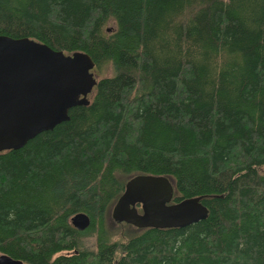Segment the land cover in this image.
Returning a JSON list of instances; mask_svg holds the SVG:
<instances>
[{"label": "trees", "instance_id": "obj_1", "mask_svg": "<svg viewBox=\"0 0 264 264\" xmlns=\"http://www.w3.org/2000/svg\"><path fill=\"white\" fill-rule=\"evenodd\" d=\"M0 35L81 51L110 71L66 121L0 151V253L25 264H264V0H0ZM137 174L168 177L171 201L198 196L206 217L113 239L110 210ZM78 212L82 231L70 223ZM90 235L94 247H82Z\"/></svg>", "mask_w": 264, "mask_h": 264}, {"label": "water", "instance_id": "obj_2", "mask_svg": "<svg viewBox=\"0 0 264 264\" xmlns=\"http://www.w3.org/2000/svg\"><path fill=\"white\" fill-rule=\"evenodd\" d=\"M92 68L84 52L66 54L30 38L0 35V151L22 147L66 121L70 108L87 105L96 84ZM172 192L166 176L134 175L125 182L110 218L135 228H180L206 217L200 197L172 202ZM70 223L82 231L89 218L78 212ZM0 264L25 263L0 253Z\"/></svg>", "mask_w": 264, "mask_h": 264}, {"label": "rangeland", "instance_id": "obj_3", "mask_svg": "<svg viewBox=\"0 0 264 264\" xmlns=\"http://www.w3.org/2000/svg\"><path fill=\"white\" fill-rule=\"evenodd\" d=\"M112 26H113V23L111 21H109L105 26L106 30H108L109 27H112ZM92 72L96 78H98L102 75H109L110 74V71L108 68L104 69L101 73H99L95 69H92ZM109 219L106 221L105 225H106V229H107L108 233L110 234V236L113 239H123V238H126L127 236L134 233L135 227L128 225V224L118 223V222H115V221L109 220ZM80 245L82 247L89 248V249L93 248L95 245L94 244V236L90 235V236L83 237Z\"/></svg>", "mask_w": 264, "mask_h": 264}, {"label": "flooded vegetation", "instance_id": "obj_4", "mask_svg": "<svg viewBox=\"0 0 264 264\" xmlns=\"http://www.w3.org/2000/svg\"><path fill=\"white\" fill-rule=\"evenodd\" d=\"M135 207H136L137 211L140 212V207H139V205H138V204H135ZM119 223H123V222H119ZM125 224H126V223H125ZM128 225H129V224H128Z\"/></svg>", "mask_w": 264, "mask_h": 264}]
</instances>
